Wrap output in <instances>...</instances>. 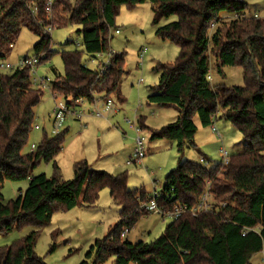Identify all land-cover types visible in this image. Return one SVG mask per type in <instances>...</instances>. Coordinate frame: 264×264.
Instances as JSON below:
<instances>
[{
    "label": "trees",
    "instance_id": "trees-1",
    "mask_svg": "<svg viewBox=\"0 0 264 264\" xmlns=\"http://www.w3.org/2000/svg\"><path fill=\"white\" fill-rule=\"evenodd\" d=\"M144 1L50 0L48 5V0H0V62L22 28L38 36L33 56L24 58H37L41 63L52 54L47 28L74 25L82 48L60 52L64 73L52 69L59 80L53 88L67 103L76 99L91 102L95 94L109 98L118 91L123 55L113 53L102 73L88 67L84 57L90 60L109 51L108 38L121 5L131 8ZM148 1L156 35L175 44L178 55L172 63L153 67L158 81L146 101L171 106L177 115L158 129H149L139 118L140 127L149 129L150 138L174 141L178 151L195 146V117L202 126L222 118L243 139L240 149L230 153L226 166L219 162L207 168L180 160L164 176L157 204L166 209L178 204L191 206L208 188L213 209L172 219L149 243L122 238L124 229L129 232L137 220L149 214L141 208L148 199L146 191L142 187L128 189L126 172L90 169L86 161L74 164L72 179H63L54 158L67 129L52 136L44 133L34 149L24 151L43 90L33 84L29 67H15L0 72V235L27 224L35 229L0 247V264H44L34 251L40 228L57 211L93 206L103 188L109 189L120 211L112 228L86 252L92 264L110 259L112 264H250L251 256L264 250V17H253L240 0ZM171 17L174 19L159 25ZM210 56L217 72L224 66L240 67L243 84L212 85L207 78ZM40 161L52 162L51 176L31 175ZM22 179H28L27 187L4 202V182Z\"/></svg>",
    "mask_w": 264,
    "mask_h": 264
},
{
    "label": "rangeland",
    "instance_id": "rangeland-1",
    "mask_svg": "<svg viewBox=\"0 0 264 264\" xmlns=\"http://www.w3.org/2000/svg\"><path fill=\"white\" fill-rule=\"evenodd\" d=\"M240 1L248 5L250 14L256 13L258 17H264V0ZM173 19V17L162 19L159 25ZM156 27L152 24V6L148 0L131 8L125 5L119 7L108 38V47L112 53L122 54L124 58L118 84V91L123 100L119 101L116 93L110 94L114 111L108 113L104 109L105 100H102V95H98L96 104L102 116L91 114L92 104L87 102L78 108L84 112L81 119L67 116L61 128V131L67 129L65 139L61 150L54 158L63 179H72L74 164L86 161L90 169L103 170L110 174L126 172L128 189L142 187L153 193V187L159 190L164 176L175 169L180 160L188 159L200 163L199 157H202L207 162V168H211L220 162L219 147L233 153L242 146L243 139L239 131L222 118L214 120L213 124L209 125L215 126L217 129L215 134H211L207 126V129L199 131L194 138L197 147L184 148L183 151H178L172 140L150 138L149 129L140 127L139 118H142L145 126L155 129L172 122L177 115L171 106H159L146 101L150 88L158 81V73L153 67L158 63H172L178 55V47L156 35ZM77 29V26L67 25L54 27L50 31L52 54L48 60L35 67L38 75L53 79L55 74L52 69L59 74L64 73L60 52L82 48L81 35L76 32ZM115 29H118V33H115ZM37 40L36 34L22 28L2 62L13 66L24 57L33 56L32 47ZM143 49L145 52L141 58L140 53ZM105 58L106 54H103L100 58L87 60L84 57V60L87 66L93 69L98 68L97 64ZM209 63L212 85L243 84L240 67L224 66L221 72H217L212 56ZM7 71L9 70L0 68V72ZM59 101H64L62 95L58 94L54 98L49 91L43 90L41 100L34 108L33 124L39 125L40 129L32 131L27 145L23 148L24 151L29 150L31 143L37 144L44 133L52 136L49 114ZM194 121L198 123L196 117ZM199 127L203 128L200 124ZM135 128H139L140 135L145 138V155L141 159L142 162L127 164L126 161L136 147ZM40 173L51 176L52 162L40 161L31 171V175ZM27 185L28 179L6 180L1 189L3 201L14 199ZM119 211L120 206L112 201L109 189L103 188L93 206L77 205L69 210L53 213L49 223L39 230L34 247L35 254L44 264H81L82 261L92 264L90 259L85 257L86 252L95 239L102 238L112 228L118 220ZM171 220L170 217L149 213L137 220L126 238L130 242L141 240L149 243L163 232ZM33 229H35L33 225L27 224L19 229H13L7 235H0V247L11 244ZM105 264H112V259ZM250 264H264V251L254 254Z\"/></svg>",
    "mask_w": 264,
    "mask_h": 264
},
{
    "label": "built area",
    "instance_id": "built-area-1",
    "mask_svg": "<svg viewBox=\"0 0 264 264\" xmlns=\"http://www.w3.org/2000/svg\"><path fill=\"white\" fill-rule=\"evenodd\" d=\"M47 4H50V0H48ZM246 14H242L240 16H245ZM237 14H234L233 17H237ZM253 17H258L256 13H253ZM53 29V27L49 26L47 28L48 32H50ZM115 33H118V29H115ZM145 49H143L140 53V57L142 58L144 56ZM106 58L102 61H100L97 65L99 68V73L104 72L110 63V59L112 57V52L109 50L106 53ZM103 54L99 53L96 55L95 58H100L102 57ZM94 58V59H95ZM39 64L37 58H23L21 59L16 65H10V64H4L2 61L0 62V68L1 69H7L11 70L13 68H18L22 69L24 67H29L32 73L31 80L34 85L39 86L42 90H47L49 91L52 96L55 98L59 93L57 90L53 88L54 83L59 84L58 79H51L49 76H40L36 73L34 70L35 67ZM207 78L210 80L209 74L207 75ZM141 82V79H140ZM98 95L95 94V98L91 102H87L81 99H76V100H70L71 103H67L65 100L64 101H59L58 103L55 104L53 111L51 114H49V122H50V131L52 135H56L61 131L62 125L64 124L66 118L68 115L73 116L75 119L79 120L84 116V112L78 108L82 106L83 103L87 102L89 104H92V110L90 111L91 114L102 116L103 114L101 113L99 107L96 104ZM70 98H68L69 100ZM103 100V98H102ZM105 102L104 104V109L108 113L113 111V103L110 98L104 99ZM140 107V106H139ZM213 124V121L211 122ZM33 130H39L40 127L37 124H33L32 126ZM43 129V128H42ZM212 131L216 132L215 126H211ZM137 137L135 138V144L136 147L134 149V152L132 156L126 161L127 164L131 163H138L141 161L143 156L145 155V138L140 135V129L135 128ZM44 131V129H43ZM35 144L31 143L30 149H34ZM229 152L224 148V147H219V156H220V163L222 166H226L229 162ZM200 163L204 166L207 165V162L205 161L204 158L199 159ZM160 194L157 192H153L151 195L148 196V199L141 204V208H143L144 211L148 213H155L158 215H161L162 217H170L171 219H177L180 216H182L184 213L189 212L191 215H196L199 212L202 211H210L213 209V196L209 192L208 188L201 194V196L198 198V200L192 204L191 206H188L186 204H178L175 205L172 209H166L163 206H159L157 204V199L159 198ZM128 231L124 229L121 232V237L125 238L127 235ZM244 234V232L242 233Z\"/></svg>",
    "mask_w": 264,
    "mask_h": 264
},
{
    "label": "crops",
    "instance_id": "crops-1",
    "mask_svg": "<svg viewBox=\"0 0 264 264\" xmlns=\"http://www.w3.org/2000/svg\"><path fill=\"white\" fill-rule=\"evenodd\" d=\"M112 93H116L117 94V99L119 100V101H122L123 99H122V97L120 96V93H119V91H116V92H112ZM111 93V94H112ZM140 106V105H139ZM114 111V110H113ZM112 112V111H111ZM176 119V118H175ZM174 121V120H173ZM172 121V122H173ZM171 123V122H170ZM194 123H195V125H196V131H195V134H194V138H196L197 137V133L199 132V131H204V129H207L208 127H209V130L211 131L210 133L212 134H215L216 132H217V129H216V132H214V131H212V129H211V127L208 125V127L207 126H202L203 128H200L199 127V122L198 123H196L195 121H194ZM166 125V124H165ZM164 126V125H163ZM162 127V126H161ZM149 128V127H148ZM160 128V127H159ZM149 129H151V128H149ZM155 129H158V128H155ZM199 129H201V130H199ZM202 133V132H201ZM218 136H220V135H218ZM201 138H202V134H201ZM194 143H195V139H194ZM193 147H197L196 146V144H195V146H193ZM192 147V148H193ZM189 148V147H188ZM230 154V153H229ZM201 157H199V159H200ZM206 161V160H205ZM142 162V161H141ZM205 167H207V166H205ZM162 186H163V182H162ZM162 186L160 187V189L158 190L156 187H153V192H157V193H159L160 194V192H161V189H162ZM145 190V189H144ZM146 191V190H145ZM146 193H147V195L149 196V195H151L152 193L149 191H146ZM262 251H264V250H262ZM262 251H260V252H262ZM257 253H259V252H257ZM256 254V253H255ZM254 255V254H253ZM252 255V256H253ZM251 256V257H252ZM250 260H251V258H250ZM250 260H249V263H250Z\"/></svg>",
    "mask_w": 264,
    "mask_h": 264
}]
</instances>
